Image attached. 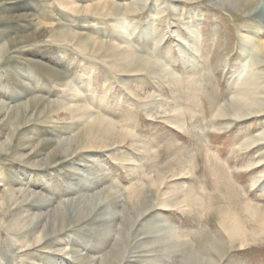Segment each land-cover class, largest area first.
Returning <instances> with one entry per match:
<instances>
[{
	"label": "rangeland",
	"instance_id": "obj_1",
	"mask_svg": "<svg viewBox=\"0 0 264 264\" xmlns=\"http://www.w3.org/2000/svg\"><path fill=\"white\" fill-rule=\"evenodd\" d=\"M250 41L217 0H0V264H264Z\"/></svg>",
	"mask_w": 264,
	"mask_h": 264
},
{
	"label": "bare ground",
	"instance_id": "obj_2",
	"mask_svg": "<svg viewBox=\"0 0 264 264\" xmlns=\"http://www.w3.org/2000/svg\"><path fill=\"white\" fill-rule=\"evenodd\" d=\"M218 2H223V3H227L229 7L231 8H235L237 10H241L243 9L244 7L245 8H250V10H255L256 12H259L260 15L263 17L264 19V8H261L259 6H257L255 4V1L254 0H217ZM75 10V9H74ZM248 40V39H247ZM249 41V40H248ZM250 45H252V49H251V52L252 53H259V54H262L264 55V41H259L255 44H253V42H247V45H245L244 47L245 48H248ZM103 46V45H102ZM249 51V50H248ZM123 61V59H122ZM126 61V59H125ZM125 63V62H124ZM123 63V65H125ZM148 64V63H147ZM135 65V64H134ZM127 66V65H126ZM133 66V65H132ZM144 67L147 65H143ZM134 68L132 67L131 70H133ZM140 69V68H139ZM239 99H238V102H239V108L238 110H235L234 111V115L235 117H239L241 115H247L250 110H253V109H257L260 104L258 102H253V101H249L248 99H245V98H242L240 95H239ZM38 102V101H37ZM240 114H238V112H240ZM104 131V130H103ZM58 212V211H57ZM253 212V211H252ZM61 213V212H60ZM59 214V213H58ZM65 215V214H64ZM58 216V215H57ZM56 216V217H57ZM258 216V215H257ZM65 217V216H64ZM255 217V215H254ZM261 217V216H259Z\"/></svg>",
	"mask_w": 264,
	"mask_h": 264
}]
</instances>
